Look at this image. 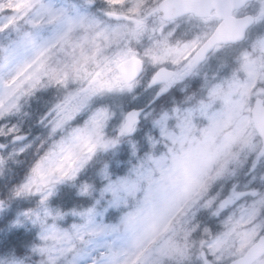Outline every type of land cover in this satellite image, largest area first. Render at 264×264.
I'll return each instance as SVG.
<instances>
[{
  "label": "snow or ice",
  "instance_id": "obj_1",
  "mask_svg": "<svg viewBox=\"0 0 264 264\" xmlns=\"http://www.w3.org/2000/svg\"><path fill=\"white\" fill-rule=\"evenodd\" d=\"M213 6L161 0L153 13L172 19ZM110 7L113 0L103 8L96 0H0V264H135L129 233L142 210L124 208L150 176L142 162L113 179L110 165L94 170L96 154L118 138L131 142L185 72L148 74L128 47L106 54L118 30L95 12L111 18ZM257 13L264 26V7ZM120 35L142 41L147 29L137 19ZM257 41L264 48V31ZM153 50L154 65L182 54L167 40ZM165 119H155L161 134ZM197 183L195 255L186 264H264V153L228 178ZM176 251L184 258L189 250Z\"/></svg>",
  "mask_w": 264,
  "mask_h": 264
},
{
  "label": "rangeland",
  "instance_id": "obj_2",
  "mask_svg": "<svg viewBox=\"0 0 264 264\" xmlns=\"http://www.w3.org/2000/svg\"><path fill=\"white\" fill-rule=\"evenodd\" d=\"M120 1L123 0L113 3ZM16 2L22 4L23 0ZM96 3L104 7V0ZM255 5L264 7V0H254L234 15H252ZM153 9L133 14L110 7L106 10L114 13L111 18L95 12L106 27L118 30L105 53L128 47L145 61L146 71L153 67H168L174 73L184 69L185 75L176 86L195 79L204 97L195 106L174 105L170 112L157 110L152 118L142 121L139 134L131 142L118 138L115 147L98 150L97 156L102 160L99 168L111 166L113 179L128 175L130 168L142 162L150 176L141 181L124 208V211L142 210L129 233L130 258L135 264H186L195 253L183 242L181 233L182 229H195V204L203 194L197 182L207 185L211 178H228L244 166L252 153L260 154L261 141L249 111L255 98L264 101V48L258 41L251 42L264 31V26L257 27L255 23L243 43L232 48L217 47L208 62L189 70L192 54L211 34L216 21L199 22L183 17L165 23ZM258 16L259 13L254 16L256 20ZM137 19L147 29L143 40L121 38L120 33L134 27ZM156 40H167L169 47L180 48L182 54L154 65L150 56L159 53L147 50ZM176 91L185 92V89ZM150 95L151 92L145 93L144 98ZM127 99L131 102V98ZM120 102L119 98L112 101ZM160 116L166 117L164 134L155 126V119ZM110 134L111 129L109 137ZM173 138H177L176 142ZM194 192L198 194L193 195ZM177 247H187L188 256L181 258Z\"/></svg>",
  "mask_w": 264,
  "mask_h": 264
},
{
  "label": "water",
  "instance_id": "obj_3",
  "mask_svg": "<svg viewBox=\"0 0 264 264\" xmlns=\"http://www.w3.org/2000/svg\"><path fill=\"white\" fill-rule=\"evenodd\" d=\"M251 1L252 0H205L206 3L214 6L207 10L188 13L194 15L197 18H206L213 11L215 17L221 21L209 38L193 54L191 58V68L203 62L206 56L214 49L216 45L236 44L244 40L246 30L249 28V25L253 24V18L249 15L242 18H235L232 17V12L242 8ZM184 15L187 14L175 16L172 19L162 20L166 22L172 21ZM161 16L162 14L160 17ZM206 45L207 47H205ZM163 72L171 73L170 71L164 69ZM262 104H264L263 100L261 98H256L251 109V120L257 135L261 140L260 153H264V113L258 112V107Z\"/></svg>",
  "mask_w": 264,
  "mask_h": 264
},
{
  "label": "trees",
  "instance_id": "obj_4",
  "mask_svg": "<svg viewBox=\"0 0 264 264\" xmlns=\"http://www.w3.org/2000/svg\"><path fill=\"white\" fill-rule=\"evenodd\" d=\"M158 3L159 0H123L120 2H115L114 4L116 5V7H114V9L118 11H125L126 13L142 14L153 9ZM199 94L202 95V92L198 89L197 80L194 79V82L192 84H188L186 86L185 93L180 94L175 90L174 93L168 95L166 100L157 105L158 110H171L174 105H179L181 107H184L185 105H193L196 103L195 101L198 98ZM169 100L171 102H169ZM182 230L183 231L181 233V237H183L184 239L183 242L186 243L188 247H192L195 241H193L189 237L191 235V232L194 230Z\"/></svg>",
  "mask_w": 264,
  "mask_h": 264
},
{
  "label": "flooded vegetation",
  "instance_id": "obj_5",
  "mask_svg": "<svg viewBox=\"0 0 264 264\" xmlns=\"http://www.w3.org/2000/svg\"><path fill=\"white\" fill-rule=\"evenodd\" d=\"M188 18H190V19H195V18L192 17V16H188ZM195 20H197V21H199V22L205 21V20H198V19H195ZM210 57H211V55H208V57L206 58V60H205L201 65H204L206 62H208V60L210 59ZM202 67H203V66H202Z\"/></svg>",
  "mask_w": 264,
  "mask_h": 264
}]
</instances>
